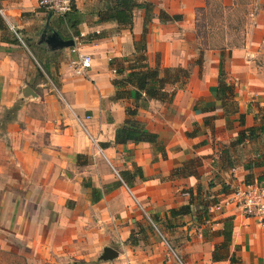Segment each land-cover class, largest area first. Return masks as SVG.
<instances>
[{"label": "crops", "instance_id": "obj_1", "mask_svg": "<svg viewBox=\"0 0 264 264\" xmlns=\"http://www.w3.org/2000/svg\"><path fill=\"white\" fill-rule=\"evenodd\" d=\"M136 2L152 4L148 67L161 75L188 72L166 84V101L139 102L135 118L158 145L114 143L126 108L137 102L130 87L132 94L115 99L112 81L129 73L115 70L133 65L144 9L134 10L131 26H119L99 20L107 0H75L80 22L72 27L64 16L44 13L37 0L0 2V251L14 254L8 263L0 253V264H264V227L229 202V186L247 174L264 183V135L232 146L240 131L264 122V79L255 60L264 24L258 36L246 34L242 47L229 48L226 38L205 46L196 24L208 0ZM162 12L182 20L161 22ZM54 33L74 46L51 48L46 40ZM221 52L234 89L223 101L217 98ZM77 53L92 59L82 75L75 71ZM231 101L237 112L228 109ZM254 161L259 165L246 170ZM125 172L132 177L127 184ZM114 183L120 184L108 187ZM189 204V214L170 216ZM225 219L232 230L222 246ZM106 249L116 256L105 258Z\"/></svg>", "mask_w": 264, "mask_h": 264}, {"label": "trees", "instance_id": "obj_2", "mask_svg": "<svg viewBox=\"0 0 264 264\" xmlns=\"http://www.w3.org/2000/svg\"><path fill=\"white\" fill-rule=\"evenodd\" d=\"M6 0H0V2ZM108 5L104 11L99 13L100 22H115L119 26H131L133 22V12L136 9H144L146 12L145 20H144V30L142 33L141 40L134 44L135 46V55L132 59L133 65L126 67L123 69L115 70L118 75L123 74L125 71H128L126 77L115 79L112 81V85L116 89L115 99H125L128 97L129 93L132 94L131 90L128 88H133V95L136 100V104L133 108H126L125 114L126 119L123 124L117 127L114 135V143L119 145H126L127 143H149L152 145H158L160 142L158 141V137L154 133L148 132L143 123L136 120L135 116L137 114V109L139 108V102L145 101L146 99H153L159 101H166L168 99V94L164 91V87L166 84H172L178 82L180 79H186L188 77V72L183 69H164L162 71L163 75L160 74L158 69H150L146 63L145 56V34L147 32V24L150 22L151 14H152V4L144 3L139 4L136 0H107ZM159 19L161 22H178L182 20L181 15H167L162 12L159 15ZM64 20L67 23H71V26L74 27L79 24L80 19L79 15L76 12L75 8L72 11L64 16ZM225 59V53L221 52L220 54V73L218 80V88H217V98L218 100H225L228 98H233L234 89L233 86L226 83L225 72L223 70V60ZM131 61V60H130ZM114 61H110V65H114ZM233 111L237 112L236 105L233 104ZM240 123L243 125L244 116L239 115ZM264 135V122L246 128L240 131L237 134V137L234 142H232V146H237L244 143L246 140H251L254 138H258L259 136ZM259 163L254 161L251 165L245 166L246 170H250L253 167L258 166ZM177 172V171H176ZM122 181L127 184L130 182L129 173L125 172L120 175ZM244 184L253 185V184H261L264 185L263 179L258 177L254 179L250 174H247L244 179ZM120 183H114L108 186L109 188H115ZM129 186V185H128ZM226 189V188H225ZM92 202H98L101 198L100 191L98 189L93 188L91 191ZM190 213V204L183 206L179 209H171L169 210V214L171 217L179 216V215H187ZM232 224L229 219H225L224 228L221 232L224 237V242L222 246H227L230 242Z\"/></svg>", "mask_w": 264, "mask_h": 264}, {"label": "rangeland", "instance_id": "obj_3", "mask_svg": "<svg viewBox=\"0 0 264 264\" xmlns=\"http://www.w3.org/2000/svg\"><path fill=\"white\" fill-rule=\"evenodd\" d=\"M208 3L207 9L198 13V22L196 24L198 35L203 45L207 46L208 43L211 46L219 45L226 38L229 48L242 47L245 43L246 34L258 36V33L262 32V25L264 24V0H232V4L230 2L226 4L225 0L224 2L223 0H208ZM39 36L40 32L32 40L35 42L39 41ZM23 41L29 47L27 39L23 37ZM258 50L261 54L257 55L255 60L262 67L261 74L264 79V47L262 49L258 48ZM37 61L42 70L46 71L44 63L38 56ZM41 77L46 80L42 73ZM49 87L52 88L50 83ZM233 104L234 102H229V110L233 109ZM145 220L147 221V219ZM27 250V247H21L22 253L27 254ZM0 253H2L8 263H13L11 261L14 257L12 256L14 255L12 251H0ZM14 262L20 263L17 259Z\"/></svg>", "mask_w": 264, "mask_h": 264}, {"label": "built area", "instance_id": "obj_4", "mask_svg": "<svg viewBox=\"0 0 264 264\" xmlns=\"http://www.w3.org/2000/svg\"><path fill=\"white\" fill-rule=\"evenodd\" d=\"M74 2L75 0H37V5L44 13L63 17L72 11L74 8ZM0 14H2L1 10ZM10 29L16 40L25 47V43L20 34L15 31L13 27H10ZM72 51L75 52L74 49ZM91 62L92 59L90 56L77 53V61L75 62L76 73L81 75L86 73L91 68ZM86 119H88V117ZM229 189V202L234 204L246 218L253 219L257 225L264 227V185H246L244 183L236 185L231 184ZM147 221L156 235H158V237L164 241L166 246H168L158 225L149 217L147 218Z\"/></svg>", "mask_w": 264, "mask_h": 264}, {"label": "water", "instance_id": "obj_5", "mask_svg": "<svg viewBox=\"0 0 264 264\" xmlns=\"http://www.w3.org/2000/svg\"><path fill=\"white\" fill-rule=\"evenodd\" d=\"M46 43L51 47V48H56L59 46H64V47H73L74 46V41L69 40V41H60L57 37V35L54 33L53 35L49 36L46 40ZM114 256H116V252L113 251L112 249H106L104 252V257L108 259H112Z\"/></svg>", "mask_w": 264, "mask_h": 264}]
</instances>
